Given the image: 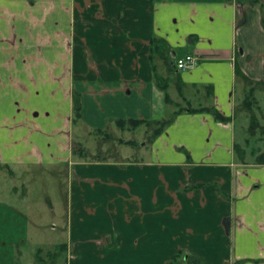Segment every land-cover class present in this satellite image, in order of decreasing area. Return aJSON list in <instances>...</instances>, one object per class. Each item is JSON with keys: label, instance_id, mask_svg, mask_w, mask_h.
I'll list each match as a JSON object with an SVG mask.
<instances>
[{"label": "crops", "instance_id": "obj_1", "mask_svg": "<svg viewBox=\"0 0 264 264\" xmlns=\"http://www.w3.org/2000/svg\"><path fill=\"white\" fill-rule=\"evenodd\" d=\"M186 53L199 63L179 70ZM247 80L264 82V0H0V208L33 214L34 170L68 168L61 233L5 216L1 231H27H4L0 264H34L24 252L41 239H55L68 264H168L179 252L196 264H264V163L235 150ZM189 106L232 120L182 111L125 160L74 150L84 133L120 130L117 120Z\"/></svg>", "mask_w": 264, "mask_h": 264}, {"label": "rangeland", "instance_id": "obj_2", "mask_svg": "<svg viewBox=\"0 0 264 264\" xmlns=\"http://www.w3.org/2000/svg\"><path fill=\"white\" fill-rule=\"evenodd\" d=\"M252 87L254 88V92L250 94L249 89ZM171 92L175 97L176 86H172ZM235 98L237 101L235 124L236 140L238 143L235 149L236 155L238 158H241L238 148L243 147L246 152L243 158H247L248 161L259 164L261 156L264 153V83L246 81L245 84H243L242 81L238 82ZM193 103H196L195 100H193ZM248 103L250 105H248ZM152 129L153 128L146 125L131 130H119L114 128L112 132L110 131L113 135L111 139H106L104 138L105 136L103 137L97 133H92L93 135L84 133L86 137L84 143H81V145L77 144L75 148L84 146L85 151H87L83 154L89 157L100 155L108 159H130L139 155V151H141V149L139 150L140 142H149V137L152 136ZM130 140L135 141L136 145L133 146L123 143ZM40 171H42V169L38 168L34 170V178L37 180L34 181V179H31L32 190H29L27 193L28 196H30L29 199L34 204V206H32L34 213L23 215L6 205H2L4 207L0 208V219L6 216L8 220L19 221L23 218L25 221L24 224H28V221L33 220L34 222V220H38L51 234L56 236L61 233V230H63V223L66 221L68 168L65 166L64 169L54 168L48 171L43 170L44 172L42 173ZM21 195L22 194H20V197H18L19 195L17 196L20 202L24 199L26 200L27 197ZM17 197L13 193L10 199L9 197L6 199L14 203L17 201ZM52 207L53 210H50ZM6 209L9 212H6ZM36 209H38L39 212L36 213ZM54 224L57 227H53ZM4 231L12 233L13 236L14 234L22 236L23 233V235H25L27 230L22 228H11L1 231L0 229V236H4ZM53 241H55V239L50 241V246L42 247L44 246L42 239L38 241V246L34 244L33 236L31 238V243L34 245L24 246V248L26 247L28 249L27 252H24L26 255L24 259H26V261H33L34 264H68V260H65L63 256L64 251L61 250V248L57 249V245L53 244ZM21 246L19 244L16 246L12 245L11 248L13 251L11 252H15L19 247H23ZM49 252L51 253L48 254ZM55 253L58 254L57 258L55 257L56 255H54Z\"/></svg>", "mask_w": 264, "mask_h": 264}, {"label": "trees", "instance_id": "obj_3", "mask_svg": "<svg viewBox=\"0 0 264 264\" xmlns=\"http://www.w3.org/2000/svg\"><path fill=\"white\" fill-rule=\"evenodd\" d=\"M239 1H250L252 3L258 4L261 3V0H239ZM195 37L194 36H190V39L193 40ZM157 39L154 37L152 39V46L154 47V49L158 48V44H157ZM155 42L157 45H155ZM152 58H153V53H152ZM238 75L240 76H244L240 70H237L236 72ZM157 80L160 82V85L162 86V88L164 90H166V100L170 101V96L169 93L167 92V88H168V83L164 80V78H162L161 76L157 75ZM247 82H252L250 80H247ZM259 83H264V82H259ZM254 92V88H250L249 89V93L252 94ZM248 105H250L248 103ZM190 111V112H210L213 114V116L215 117L216 120L218 121H222V122H227V121H231L232 117L231 116H227L225 115L222 111H220L218 108L216 107H192L189 106L187 107H181L179 110H177L175 112V114L169 116L168 118H162V119H157V120H137V119H131V120H117L116 124L121 128V129H137L140 125L145 124L146 126L153 128L152 129V136L151 138L153 139L154 137H157L158 135H160L163 130L170 124L173 122L174 117L176 114L182 112V111ZM81 120V103L78 97H76L74 99V108H73V122L77 123ZM97 133L99 134H104V136L106 138H112V135L107 132L106 130L103 129H98ZM122 141V140H121ZM125 143H134L133 140L130 141H126ZM75 151H79V153H84L86 152L83 146H78V148L74 149ZM239 152H240V156L241 158H243L246 155V152L244 150L243 147H239L238 148ZM260 163H264V153L261 156V161ZM201 187V184L198 185H193L189 188H198ZM62 250V249H61ZM55 255V254H54ZM185 255L182 252H179L178 255L174 258V260L168 264H196L198 261L197 259H193L192 260H187V257H184ZM42 259V258H41ZM197 261V262H196Z\"/></svg>", "mask_w": 264, "mask_h": 264}, {"label": "built area", "instance_id": "obj_4", "mask_svg": "<svg viewBox=\"0 0 264 264\" xmlns=\"http://www.w3.org/2000/svg\"><path fill=\"white\" fill-rule=\"evenodd\" d=\"M200 57L195 53H186L175 60L176 67L179 70H188L199 63Z\"/></svg>", "mask_w": 264, "mask_h": 264}]
</instances>
